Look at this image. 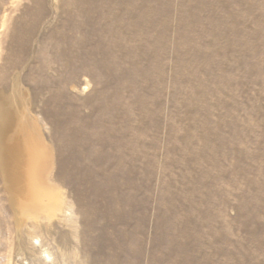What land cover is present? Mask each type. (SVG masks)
Returning a JSON list of instances; mask_svg holds the SVG:
<instances>
[{
  "label": "rangeland",
  "instance_id": "374dc122",
  "mask_svg": "<svg viewBox=\"0 0 264 264\" xmlns=\"http://www.w3.org/2000/svg\"><path fill=\"white\" fill-rule=\"evenodd\" d=\"M80 2L0 0L61 204L18 224L0 169V264H264V0Z\"/></svg>",
  "mask_w": 264,
  "mask_h": 264
},
{
  "label": "bare ground",
  "instance_id": "6f19581e",
  "mask_svg": "<svg viewBox=\"0 0 264 264\" xmlns=\"http://www.w3.org/2000/svg\"><path fill=\"white\" fill-rule=\"evenodd\" d=\"M103 1L105 6L118 13L121 11L122 0ZM30 2L32 5L27 7L25 15L36 21L42 20L45 0ZM78 3H81L80 0H61L60 8L65 9ZM87 7L91 9L90 2ZM13 12L12 7L8 8L4 13V19ZM86 16L89 17L88 11ZM48 40H45L44 46L39 50L42 55L46 54ZM60 48L62 49V46ZM11 51L9 47L8 52ZM61 55L66 57V52L63 51ZM69 62L74 71L79 72L83 68V63L76 57ZM18 65L19 63L15 64L11 70ZM8 69L7 66L3 67L1 73H6ZM24 80L28 81V77ZM0 81L4 83V77L0 76ZM42 93L41 87L39 94ZM90 96L93 99L96 93L93 92ZM26 98L20 84L15 82L10 87L8 96L0 97V169L5 186L11 193V203L16 210L18 224L22 223L27 214L34 219L40 214L56 219L61 209L59 197L55 196L53 189L47 184L52 155L43 147L36 126L26 117ZM19 118L23 120L19 121Z\"/></svg>",
  "mask_w": 264,
  "mask_h": 264
}]
</instances>
